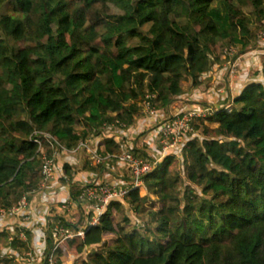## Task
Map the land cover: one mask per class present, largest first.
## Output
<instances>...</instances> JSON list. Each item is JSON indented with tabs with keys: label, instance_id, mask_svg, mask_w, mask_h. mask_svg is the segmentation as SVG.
I'll list each match as a JSON object with an SVG mask.
<instances>
[{
	"label": "trees",
	"instance_id": "trees-1",
	"mask_svg": "<svg viewBox=\"0 0 264 264\" xmlns=\"http://www.w3.org/2000/svg\"><path fill=\"white\" fill-rule=\"evenodd\" d=\"M80 1L0 0V205L6 212L0 237L7 225L10 236L16 234L17 217L9 209L23 195L29 210L33 198H47L37 173V142L51 146L44 134L68 148L80 139L103 140L109 153L119 154L105 127L122 123L139 134L144 126L133 124L142 101L154 96L150 102L162 117L173 101L201 85L216 46L239 47L236 57L264 30V0H85L86 8L76 7ZM233 101L230 112L221 107L193 123V132L142 178L145 195L137 188L108 204L87 236L109 235L111 241L89 264H264V84L248 82ZM50 150L56 164L65 156L56 177L68 186L76 209L70 214L78 212L79 219L56 216L46 204L47 211L34 214L82 228L91 213L79 200L76 156L56 145ZM177 157L180 170L167 176ZM81 170L103 168L85 162ZM149 202L153 235L131 212ZM112 209L125 210L121 222L107 221ZM76 242L68 244L81 255L89 241ZM10 243L16 251L26 245Z\"/></svg>",
	"mask_w": 264,
	"mask_h": 264
},
{
	"label": "built area",
	"instance_id": "built-area-1",
	"mask_svg": "<svg viewBox=\"0 0 264 264\" xmlns=\"http://www.w3.org/2000/svg\"><path fill=\"white\" fill-rule=\"evenodd\" d=\"M257 46L264 48V30L257 35ZM233 53V54H232ZM234 48L225 50V54L232 59L234 56ZM234 56V57H233ZM236 58L230 61L228 75L230 81L237 76ZM154 96L147 97L141 105L143 111L138 120L133 126L141 125L145 127V131L150 130V133L141 137L142 153H153L154 156H135L129 146L133 143L128 141V127L125 124H116L104 128L106 137L113 138L120 146L121 152L119 154H111L109 152L101 151L100 140L95 142L91 138L80 139L77 143L68 148L61 142L54 140L48 134H44V139L51 145V148L56 145L63 154L76 156L81 152L89 156V165L93 167H102L101 173L91 171H81L80 176V200H82L87 207V210L93 215L89 218L86 224L79 229H72L65 225L63 220L56 219L54 223L49 222L47 217L45 220L36 222L33 214L29 211V202L27 195H23L16 205L10 210V213L17 217L18 230L10 241H15L18 244L24 245L28 243V235L35 234L32 240L33 251H26L23 257L19 258L21 264H56V252L61 249V244L68 242L75 238H83L86 233L90 231L92 226L99 224L100 219L107 209L108 204L114 199H123L133 189H142V178L148 173L152 172L159 164L162 158L169 154L170 150L175 149L182 141L183 137L193 132V123L198 120L211 116L215 109L211 106H204L200 108H192L183 111L181 114L172 115L167 120L158 116L157 110L152 106L150 99ZM231 103L224 106L227 112H230L233 105L232 97H229ZM142 119V121H140ZM110 134L120 135L119 140L115 139ZM127 138V139H126ZM54 141V143L51 141ZM41 155L42 165L40 168V176L42 183L41 191L45 192L48 185L56 180V160L48 156L43 148L42 142L38 141ZM92 161V163H91ZM117 171L125 172V177L128 180H121L115 174ZM73 201L67 198V201L61 202L55 209L56 216L64 217L70 212L73 206ZM0 216H5L6 212L3 210ZM46 234L51 240L52 245L47 247L45 244ZM11 241V242H12ZM31 244V242H30Z\"/></svg>",
	"mask_w": 264,
	"mask_h": 264
},
{
	"label": "rangeland",
	"instance_id": "rangeland-1",
	"mask_svg": "<svg viewBox=\"0 0 264 264\" xmlns=\"http://www.w3.org/2000/svg\"><path fill=\"white\" fill-rule=\"evenodd\" d=\"M76 7H83V8H86L87 7V5H86V2H85V0H82V1H80L79 3H77V5H76ZM114 11H116V10H114ZM257 38V37H256ZM255 38V40H257ZM238 51V50H237ZM234 52H236V50H235V47H234ZM223 53V54H222ZM233 54V53H232ZM221 55H223V58H225V59H227V54H225V51H223V48L222 47H219V46H216L214 49H213V51H212V54H211V56L212 57H221ZM229 56V55H228ZM186 88H188V85H187V83L184 85ZM201 87V86H200ZM155 98V97H154ZM155 100L157 101V99L155 98ZM143 102V101H142ZM174 103V106L173 107H175V108H172L171 107V105H170V107H169V109L166 111V112H163V116H162V118H164V120H167L170 116H172V115H177V114H181L183 111H185V110H188V109H192V108H195L196 106H195V104L192 102V90L190 91V90H188L187 91V93L186 94H184V96H182L181 98H178L177 100H176V102L175 101H173L171 104H173ZM140 104H142V103H140ZM195 106H193V105ZM155 105H157L156 104V102H155ZM206 106H210V105H206ZM156 110H157V108H156V106L154 107ZM183 108V109H182ZM216 110V109H215ZM142 111H143V105H141V110H140V112L142 113ZM157 113H158V111H157ZM204 119H206V118H204ZM140 121H142V119H140ZM209 126H212V127H214L215 125H213V124H211V125H209ZM145 128V127H144ZM142 129L141 130V134L139 135V134H135V133H133V131L132 132H129L130 133V142H132V141H134L133 142V146H134V148H136L137 149V152H138V154L140 155V156H143V153L141 152V150L143 151V149H142V147H141V137H145V135H147L148 133H150V130H147V131H145V133H143V131L145 130V129ZM85 127H82L80 130H77L76 132L79 134L80 132H82V131H85ZM129 133L127 132V134L129 135ZM143 133V134H142ZM188 135H190V134H188ZM109 136H114L115 137V139H117V141L119 140V138H120V135L118 134V137H117V135L116 134H110ZM191 136H192V134H191ZM127 139V138H126ZM132 139V140H131ZM183 140H184V137L182 138ZM93 140V139H92ZM95 142H97L96 140H94V144H95ZM100 144V143H99ZM103 144H105V143H103ZM103 144H102V146H103ZM101 146V147H102ZM59 152H62V151H59ZM170 152H171V150H170ZM87 153V152H86ZM86 153H84V152H81V153H79V154H75L76 155V157H78V159H79V162L76 164V166L75 167H73V169H74V171L76 172L77 170H80L79 171V175L81 176V169H83V165H84V163L86 162L87 163V165H89V163H90V159H89V156L86 154ZM55 154V153H54ZM142 154V155H141ZM148 154H151L152 156H154V154L151 152V153H148ZM91 163H92V161H91ZM181 159L179 158V157H177V158H174V161H173V163L169 166V171H168V173H167V176H169L170 175V172H171V169H172V171H173V169L174 170H180V168H181ZM72 169V170H73ZM37 173H39L40 174V170H38L37 171ZM117 174H119L118 176H120V177H125L124 175H125V172L124 171H121V172H119V173H117ZM79 176V177H80ZM56 180H58V178H56ZM42 183V182H41ZM63 184V183H62ZM49 186V185H48ZM79 197H80V192H82V190H81V188L79 187ZM69 193V192H68ZM146 194V191H145V188H144V186L142 187V189H139V195L140 196H143V195H145ZM67 196H69L70 197V194H67ZM126 197V196H125ZM26 198H28V196L26 197ZM79 200H80V198H79ZM124 204H125V206H131L132 207V204L133 203H131L128 199H125V201L123 202ZM73 206H74V204H73ZM73 206H72V208L70 209V213L73 211V210H76V209H73ZM2 208V206L0 205V214H2L1 212H3V209H1ZM13 208V206L11 205V208L9 209V210H11ZM153 206H152V204H151V202H149V203H147L146 205H145V208L144 209H142L141 211H139V212H134V210H131V212H133L132 213V216H136L138 219H140L141 220V222L146 226V227H149L148 228V230H147V232L150 234V235H153V233L155 234V232H156V230L154 229V226H153V224H151V222H152V218H151V216H150V212H153ZM133 209V208H132ZM87 211V210H86ZM123 211H125V210H123ZM123 211H121V212H116V211H114L113 209L111 210V216H109L108 217V219H107V221H114V222H121L122 221V218H123V215H124V213H123ZM91 213V212H90ZM69 214V213H68ZM87 215V214H86ZM93 214L91 213V216H92ZM90 216V217H91ZM70 218V219H69ZM75 222V221H77L78 219H79V213L77 212V213H75V215L73 216V215H71V214H69V215H67V219L66 220H68V221H72V220ZM4 224H6V223H4ZM4 224H2V225H4ZM85 225V224H84ZM10 225H7L6 227H5V229H3V231H4V233H5V235L4 236H2V237H0V264H21L20 263V261H19V259L17 258V257H12V254H14V253H18V254H22V256H23V254H25V252L27 251H30V250H32L33 251V246H32V240L34 239V236H35V234H32V236L29 234L28 235V243L25 245V246H21V247H18V249H17V251L15 250H12L11 249V246H10V242L12 241H10V238H11V236H10V234H9V232H8V228H10L9 227ZM11 228L13 229L14 227H13V225L11 226ZM18 228V227H17ZM88 237V238H87ZM76 240H77V242H76V244H79L80 242H81V240L83 239H81V238H75ZM84 239H87L88 241H89V245L87 246V247H85V250L83 251V253L81 254V255H79L77 252H76V247L73 245V246H70L69 244H68V246L69 247H66V248H64V250H62V256H61V260H56V264H89V257L90 256H94V254L96 253V252H98V251H102L103 249H104V246H105V244H107V243H109L110 241H111V237L109 236V235H99V236H93V235H88L87 236V233H86V235H85V237H84ZM30 242H31V244H30ZM23 247H25L26 249L24 250V248ZM10 250H12V252L9 254V252H10ZM17 256V255H16ZM20 258V257H19ZM83 258V259H82ZM85 259V260H84Z\"/></svg>",
	"mask_w": 264,
	"mask_h": 264
},
{
	"label": "crops",
	"instance_id": "crops-1",
	"mask_svg": "<svg viewBox=\"0 0 264 264\" xmlns=\"http://www.w3.org/2000/svg\"><path fill=\"white\" fill-rule=\"evenodd\" d=\"M235 50L237 52V50H240V48L235 47ZM235 58L237 60L236 66L238 72H237V76L231 79L230 81V76L228 75L227 72L229 69L228 64L230 63V61H234ZM235 58L232 59V57L227 56V59H225L223 58V55H221V57L218 58L216 56L211 58L212 67L210 72L202 73L201 74L202 83L200 85L201 87L199 86L197 89L192 90V102L195 104L196 107L193 104L192 105L195 108H200L206 105H210L211 107H214V109L216 110L220 109L221 107L229 105L231 103L229 97H232V99H234L237 90L240 89L245 84H247L248 82L258 81L264 84V48L263 47H258L257 44H253L250 47V49L236 56ZM173 106L174 103L171 104V107L175 108ZM103 143H105V141L100 140L101 146ZM50 148L51 146H48L45 148V150H47L49 153L51 152ZM100 148L101 151L106 152L107 151L106 143L103 144V146ZM64 157L59 162V164H56L55 167L56 170L59 165L61 166L64 164L65 162ZM74 159H75V164L73 166H76V164L79 162V159L78 157H75ZM44 193H46L47 198L40 197L38 200L35 198L31 200L32 209L29 211L31 212V214H33L34 220L36 222H40L41 218L38 215L34 214L35 211H39L40 209H42L44 213V211H47L49 209L46 207V205L49 206L50 208L55 209L59 205L58 204L59 199L60 200L62 199L61 202L67 201L68 186L66 184H62L58 182V180H54L51 185L49 184L48 189ZM29 207H30V202H29ZM66 247H69L68 242H64L61 244L62 250H64V248Z\"/></svg>",
	"mask_w": 264,
	"mask_h": 264
}]
</instances>
